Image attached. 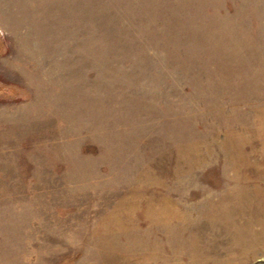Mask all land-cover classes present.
<instances>
[{
	"label": "rangeland",
	"instance_id": "rangeland-1",
	"mask_svg": "<svg viewBox=\"0 0 264 264\" xmlns=\"http://www.w3.org/2000/svg\"><path fill=\"white\" fill-rule=\"evenodd\" d=\"M0 264H264V0H0Z\"/></svg>",
	"mask_w": 264,
	"mask_h": 264
}]
</instances>
